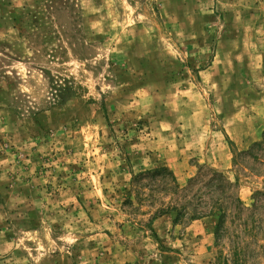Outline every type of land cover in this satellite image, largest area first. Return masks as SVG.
Returning a JSON list of instances; mask_svg holds the SVG:
<instances>
[{
  "label": "rangeland",
  "instance_id": "obj_1",
  "mask_svg": "<svg viewBox=\"0 0 264 264\" xmlns=\"http://www.w3.org/2000/svg\"><path fill=\"white\" fill-rule=\"evenodd\" d=\"M263 131L264 0H0V264H264ZM156 167L245 210L149 226Z\"/></svg>",
  "mask_w": 264,
  "mask_h": 264
},
{
  "label": "trees",
  "instance_id": "obj_2",
  "mask_svg": "<svg viewBox=\"0 0 264 264\" xmlns=\"http://www.w3.org/2000/svg\"><path fill=\"white\" fill-rule=\"evenodd\" d=\"M242 154L250 158L252 162H257L259 166L264 167V131L261 140L252 143L248 150L243 151ZM236 161L240 163L235 158L234 162L236 163ZM204 172V177V174L200 172L190 178L184 186L178 184L176 177L167 167H156L134 175L130 183L134 191L142 195L143 191L147 189L150 191L149 200H160L159 206L148 219L149 226L152 225L156 217L170 212L175 213L173 222H177L183 217L195 220L218 214L214 230L218 235L230 210L231 217H239L245 210V206L235 190L233 191L235 186L232 182H229L223 174L211 169ZM256 194L264 193L257 191ZM166 198L168 200L165 201ZM237 227L247 229V224L240 223ZM236 237L241 236L237 235ZM247 239V237H241L237 243H234V256L237 259L247 247Z\"/></svg>",
  "mask_w": 264,
  "mask_h": 264
}]
</instances>
